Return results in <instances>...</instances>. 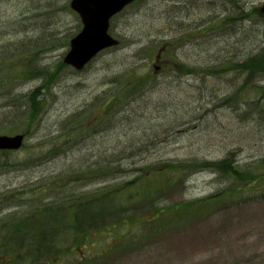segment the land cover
I'll return each mask as SVG.
<instances>
[{"label":"rangeland","instance_id":"374dc122","mask_svg":"<svg viewBox=\"0 0 264 264\" xmlns=\"http://www.w3.org/2000/svg\"><path fill=\"white\" fill-rule=\"evenodd\" d=\"M263 7L264 0H135L111 19L120 44L78 71L64 62L82 26L70 0H0V83L20 95L15 103L0 97V134L26 133L22 148L0 153V228L28 217L27 224L42 229L33 234L49 233L77 212L78 220L110 229L85 231L93 235L86 251L75 244L74 253H47L58 264H264V198L200 200L227 186L211 163L228 153L264 170V67H213L264 50ZM162 50L171 54L157 58ZM20 68L30 72L22 75ZM129 73L151 82L114 113L115 102L99 99ZM114 95L127 98L118 88ZM102 121L114 128L107 131ZM131 139L141 140L136 147L146 144L150 157L123 164L122 175L78 179L89 175L74 171L80 159L104 163ZM156 165L166 172L150 176L147 169ZM141 170L147 186H160L153 195L137 193L141 181L130 182ZM111 189H118L114 197L80 200ZM53 202L67 204L61 211L44 208ZM185 202L191 203L148 220L155 207ZM13 228L10 249L30 259L37 239H21L26 227ZM3 250L0 264L6 263ZM89 252H95L90 259Z\"/></svg>","mask_w":264,"mask_h":264},{"label":"trees","instance_id":"16d2710c","mask_svg":"<svg viewBox=\"0 0 264 264\" xmlns=\"http://www.w3.org/2000/svg\"><path fill=\"white\" fill-rule=\"evenodd\" d=\"M169 51H162V53L165 55H167ZM258 55L256 56H249L248 59L246 60H241L238 61L236 63V65H230L232 63V61H224L221 65L218 66H213L214 68H219L221 67L223 71H229V70H233L236 68H242V72H245V70L248 71H252V70H257V69H261L264 67V50H262L261 52L257 53ZM239 66V67H238ZM185 67L182 66L181 69H179V71L182 70V68ZM22 73V75L24 74V72L29 70L25 69V68H20L19 69ZM251 76L248 75V78L250 79ZM3 77H0V80ZM3 81H7V78H4ZM150 78H147V76H137L135 74L129 73L126 74L122 77V79L120 80V82L113 88H111L110 90H106L103 94L104 97H100L99 101H104L103 105L105 103H107V101H110L111 99V103L115 102L113 105L115 107V111L116 109L121 106L124 107L123 105H125V102L128 101V99L136 96L137 94H139L140 91H138V88H141L143 85L144 86H148L150 84ZM4 83H0V97L3 96V94H7L10 95L12 97L11 101L13 103L17 102L18 99L20 98L19 94H16L14 92H11L12 88L10 87H6L4 89L5 86H3ZM121 90V94L125 95L127 98L120 100V97L114 95V92L116 91V89ZM262 89L264 90V87H262ZM123 91H125L124 93H122ZM108 92H110V94H107ZM236 93H234L232 96H230L228 98L229 102L232 100V97L235 95ZM18 95V96H17ZM264 98V97H263ZM120 100V101H119ZM237 100H239L240 102H244V99H239L237 98ZM36 98L34 96H32V100L31 103L33 102V105H35L36 102ZM113 108V107H112ZM111 108V110H112ZM263 109H264V105H263ZM114 116V115H113ZM116 117H113V121ZM6 122V121H5ZM102 124H108L107 125V131L112 130L114 127L112 125V123L109 124V122L107 121H102L100 123V125ZM99 125V124H98ZM95 129V128H94ZM78 130V129H77ZM138 142H141V140L139 141V139H131L129 141V144L124 147V149L120 150V153H114V154H110L107 155V158L105 160V162L103 163L102 161L98 162V159H94V161H92L93 159H83V160H79L77 163V167L74 169V171H76V173H78L79 171H84V172H88L89 175L87 177H80L77 174L78 179H89V178H99L101 176V174H107L108 177H112V176H118V175H122L123 173L127 172V167H124L123 164H132L135 163L138 160H144L149 158V150L145 149L146 144H140V147H136ZM137 151V152H135ZM140 151V152H139ZM126 153V154H125ZM233 153V152H231ZM231 153H228L222 160H220L219 162H212L211 164L213 165V168H215L214 170L216 172H218V174L220 176L226 177L227 178V186L223 189H221L220 191H217L215 193H211L208 196L204 197L203 202H212L214 200H216L217 198H225L227 196L226 202H243L247 199H255V198H264V170L261 172V170H259L258 172L256 171V169L252 166H245V165H241L239 164L238 161H236V159L232 160V155ZM123 161H126L125 163ZM264 162V161H263ZM102 165H106V169H103ZM113 165L115 167H113ZM95 167V169L93 170V167ZM101 167V169H100ZM152 166H150L147 171H150V176L153 174H157L160 172L165 173L167 168L166 167H161V165H156L155 169H151ZM262 167L264 168V163H262ZM97 168V170H96ZM151 169V170H150ZM146 171V172H147ZM132 174H136V173H132ZM143 171L141 170L140 173L133 178L132 180H130V182L135 181V180H139L141 181V183H139V188L137 189V193L142 194L144 196L146 195H153V193L160 188V186L158 184H152V188H150V186H147L148 183L146 181V179L148 178L147 174L145 173L143 175ZM129 184V182H126V186ZM147 186V190H149V192L146 190ZM159 186V187H158ZM143 188H145L144 190H142ZM118 193V189L115 190H108L107 192L103 193V195H94L93 198H86V195L83 194L84 198H81L80 200H85L86 203H91L94 201L98 200H105L108 197L113 196L114 197L116 194ZM138 197V194L137 196ZM75 200L78 198H74ZM192 202V201H191ZM191 202H185V203H178L175 204L173 207L175 209H170V208H157L155 207L153 209V214L151 218H146L149 221H152L154 219H156L161 213L163 212H170L174 211L176 209H180L182 207L185 206H189V204ZM51 204L56 205L57 206H51ZM49 207H44L45 209H52L57 207L59 209V211H61L62 206L66 205L63 204L62 202L60 203V205H58L57 202H53L51 203ZM117 208H120L119 206L115 205ZM43 209V208H42ZM41 211V209H40ZM37 212V214L40 213ZM120 212L123 214V216L126 215V213L128 214V212L125 211V207H123ZM35 214V216L37 215ZM77 212L74 213L72 212L70 214V218L69 220H67V218L64 217L65 219V224L62 226L61 228H57L55 226V228H57L58 230L53 229L51 232L46 233V232H40L38 234H33V230H39L42 231L41 227H38V225L36 224H27L28 221V217H26L24 220L16 223L17 226H10L9 228H11L13 231H17L15 228L13 227H26L24 228V231H26L24 234L22 235H18L20 236L21 239L28 237L29 235H32L31 237H34L37 239L36 243L30 244L29 249L30 251L34 252L40 250L41 252H55V250H57L58 248H63L60 250H63L62 252H65L64 248H67L68 250H70L69 248H71L72 245H78L76 247L78 248H82V247H86L88 243L89 244V240L87 241V239L93 235H89L86 232L87 231H92V230H106L103 228V226H97L96 224H86L80 220H78L77 217ZM52 219V216L49 215V220ZM59 218L55 217L54 218V222L55 225H57V220ZM144 220V219H142ZM106 221V220H105ZM103 221V222H105ZM140 221V220H139ZM24 222V223H23ZM117 222H119L118 220L112 221L110 223H108L106 226H111L113 224H116ZM23 223V224H22ZM20 224V225H19ZM54 224V223H53ZM52 224V225H53ZM51 225V227H52ZM69 225H70V229H69ZM71 225H73L74 227H71ZM94 228V229H93ZM96 228V229H95ZM64 230V231H63ZM109 230V229H108ZM65 231H72L70 234H68V232ZM86 231V232H85ZM7 232V233H5ZM9 230H1L0 231V236L2 238V240L4 242H7V239L9 236H12L11 234H8ZM68 236V237H65ZM67 238V242L69 241V245L66 247H63L62 245H60L61 242V238ZM63 238V240H64ZM89 238V239H90ZM62 240V241H63ZM23 243V242H22ZM38 245V247H36ZM93 245V244H92ZM91 245V246H92ZM56 246H58L56 248ZM35 248V249H34ZM90 255L91 253H88L87 256L90 259Z\"/></svg>","mask_w":264,"mask_h":264},{"label":"water","instance_id":"95a60500","mask_svg":"<svg viewBox=\"0 0 264 264\" xmlns=\"http://www.w3.org/2000/svg\"><path fill=\"white\" fill-rule=\"evenodd\" d=\"M133 0H71V7L82 19L83 27L70 41L65 62L82 69L100 51L115 46L118 39L109 33L110 19ZM24 134L0 135V149H18Z\"/></svg>","mask_w":264,"mask_h":264}]
</instances>
